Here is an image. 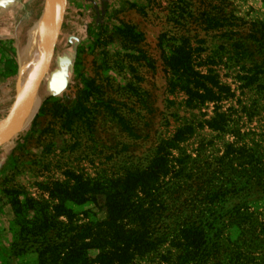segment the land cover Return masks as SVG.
I'll list each match as a JSON object with an SVG mask.
<instances>
[{
	"label": "rangeland",
	"instance_id": "1",
	"mask_svg": "<svg viewBox=\"0 0 264 264\" xmlns=\"http://www.w3.org/2000/svg\"><path fill=\"white\" fill-rule=\"evenodd\" d=\"M45 1L13 0L0 7L2 122L11 117L18 99L19 106L29 103L22 92V62L30 28L46 18ZM58 16L34 48L39 52L33 65L39 61L43 85L38 111L26 127L0 138V264H41L29 224L32 217L43 220V211L54 214L59 200L53 197L69 175L117 177L126 163L140 164L153 156L160 139L185 124H193L194 133L170 152L187 163L182 181L191 190L182 199L188 203H169L171 216L156 227L167 234L166 243L147 263H139L158 264L162 256L176 253V234L188 222L202 219L218 233L221 247L227 245L221 260L264 264V96L240 89L238 68L222 51L225 28L220 35L214 30L216 21L211 30L205 24L207 16L221 17V25L224 19L237 25L242 21L246 31L264 23V0H64ZM55 26L57 39L45 59ZM174 37H185L192 49L200 50L194 56L197 70L207 74L212 67L221 85L232 88L233 97L221 106L209 102L189 110L183 106L188 99L183 92L170 93L166 57ZM213 59L218 65H208ZM56 71L66 73V86L59 93L46 84ZM217 112L228 121L225 128L222 120L221 130L198 127ZM231 147L241 153L234 157V167L227 159ZM208 193L213 205L204 199ZM15 203L23 212L26 207L35 211L17 215ZM238 208L245 225L231 220ZM214 213L219 217L215 222Z\"/></svg>",
	"mask_w": 264,
	"mask_h": 264
},
{
	"label": "trees",
	"instance_id": "2",
	"mask_svg": "<svg viewBox=\"0 0 264 264\" xmlns=\"http://www.w3.org/2000/svg\"><path fill=\"white\" fill-rule=\"evenodd\" d=\"M213 21L217 22L218 27L214 30L220 31V35L221 27L225 28L226 41L222 51L229 64L238 68L240 89L264 96V23H255L244 31L242 21L237 25L224 19L221 25V17L211 19L207 16L205 24L209 30ZM173 40L174 44L166 57V67L171 75L169 91L186 95L188 99L184 107L196 110L209 102L221 106L224 100L233 97L232 88L221 85L219 75L212 67L207 69V74L197 70L194 56L199 49H192L185 37H174ZM219 50L221 62V46ZM215 60L208 65H218ZM170 104L176 105V102L171 101ZM220 108L216 107L217 110ZM221 120L225 122V128L228 121L219 112L212 121L202 122L198 127L203 129L204 125H208L215 131L221 130ZM194 131L193 124L182 125L173 136L160 139L153 156L140 164L126 163L125 171L117 177L91 180L69 175V182L59 184V193L53 197L59 200V205L53 208L54 214H48L50 209L43 211V220L35 221V217H32L33 222L29 224L30 231L36 234L33 244L40 246L36 250L40 263L140 264L144 260L147 263L151 254L159 252L166 243L167 234L159 233L156 227L161 219L171 216L169 203L179 207L188 203L182 199L185 191L191 190V186L182 181L188 170L187 163L176 160L170 149L177 148ZM240 154L238 149L230 148L227 156L230 166L236 165L234 157ZM210 193L204 199L207 204L213 205L215 200ZM164 195H170L169 199L165 200ZM83 206L88 209L75 210ZM15 210L17 215L31 216L35 211L32 207H26L23 212L16 203ZM240 211L238 208L233 219H230L238 225H245L244 214ZM99 213H104V217H99ZM214 215L215 222L219 217L216 213ZM183 226L184 229L175 236L178 241L174 245L176 253L169 252L167 257L162 256L158 264L235 263L231 257H228V262L221 260V252H228L227 245L221 247L218 233H214L202 219ZM93 251L97 252L95 256L91 254Z\"/></svg>",
	"mask_w": 264,
	"mask_h": 264
},
{
	"label": "bare ground",
	"instance_id": "3",
	"mask_svg": "<svg viewBox=\"0 0 264 264\" xmlns=\"http://www.w3.org/2000/svg\"><path fill=\"white\" fill-rule=\"evenodd\" d=\"M63 3L64 0H46L43 4V12L46 18L40 19L30 28L28 34V39L30 41V45L27 50L28 55H26L22 62V70L24 72V86L22 92L27 96L29 103L22 104L21 106H19L16 109L15 114H13L9 120H6L5 122L0 121V128L5 125L9 127L6 128L3 133H0V138L9 137L13 135L15 131L26 127L38 111L40 103L39 98H41V90L43 85L41 83L40 78L41 71L39 61L37 65H33V61L39 52L36 51L34 48L37 42L42 39L53 28L55 20H57L56 18H59L58 15L59 12H61L62 10ZM56 26L54 27V29L56 28ZM36 78L37 83H35L36 80L33 81V79ZM51 79L52 77H50V80L46 84L49 88L51 84L52 87L55 88L59 86L60 82L63 79V75L61 72H58L57 75L54 76L52 80ZM27 90H29V92L33 94L35 98H31L27 94Z\"/></svg>",
	"mask_w": 264,
	"mask_h": 264
},
{
	"label": "water",
	"instance_id": "4",
	"mask_svg": "<svg viewBox=\"0 0 264 264\" xmlns=\"http://www.w3.org/2000/svg\"><path fill=\"white\" fill-rule=\"evenodd\" d=\"M11 1H13V0H0V7H2V6H4V5H6V4H9ZM57 30H56V28L53 30V32H52V38H51V44L46 48V51H45V59H47V56L49 55V53L51 52V50H52V48H53V45H54V43H55V41H56V39H57ZM59 71H56L54 74H55V76L57 75V73H58ZM62 73V75H66V73L65 72H61ZM36 81H35V83H37V78L35 79ZM65 86H66V81H65V79L63 78L62 79V81L60 82V84H59V86L58 87H52V84H51V86H50V89L52 90V91H55L56 93H59V92H61L64 88H65ZM19 99H18V101H17V103H16V106H15V108H14V111H13V113H12V115L13 114H15V112H16V109H17V107L19 106ZM12 115H11V117H12ZM10 117V118H11ZM9 118V119H10ZM8 119V120H9Z\"/></svg>",
	"mask_w": 264,
	"mask_h": 264
}]
</instances>
